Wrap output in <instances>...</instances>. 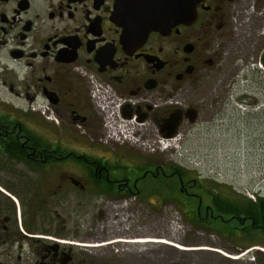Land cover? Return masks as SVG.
Here are the masks:
<instances>
[{"label": "flooded vegetation", "instance_id": "obj_1", "mask_svg": "<svg viewBox=\"0 0 264 264\" xmlns=\"http://www.w3.org/2000/svg\"><path fill=\"white\" fill-rule=\"evenodd\" d=\"M174 1L124 0L127 21L138 23L124 43L126 31L113 20L119 0H0V264H105L102 236L97 227L85 229L78 208H123L132 199L157 201L158 213L185 212L224 240L231 232L248 241L244 249L263 248L261 230L250 241L246 221L226 224L216 199L231 195L221 187L96 142L104 118L92 95L100 87L114 101L131 103L134 135L150 148L168 134L217 123L232 101L244 114L260 105L264 37L238 36L264 24L253 16L264 11V0H203L195 17L194 7ZM173 11L187 13V20L159 30L144 23L168 20ZM247 41L258 52L250 77L229 74L228 63L245 57L237 44Z\"/></svg>", "mask_w": 264, "mask_h": 264}, {"label": "rangeland", "instance_id": "obj_2", "mask_svg": "<svg viewBox=\"0 0 264 264\" xmlns=\"http://www.w3.org/2000/svg\"><path fill=\"white\" fill-rule=\"evenodd\" d=\"M235 15L232 23L236 26L239 20ZM253 16L263 19L264 11L256 10ZM258 25L257 30L248 29L238 37L255 38L257 34L264 37V24ZM253 43L237 44V55L245 53V57L228 63L229 74L239 71L240 76L250 77L251 67L255 65L252 55L258 54ZM260 46L264 48V40L260 41ZM246 65L247 72L244 71ZM261 95L260 105L250 114L239 111L232 101L217 123L177 133L181 135L178 148L161 151L156 147L154 150L135 136L132 142L126 141L120 146L139 152L145 160H159L162 164L182 168L192 177H200L208 186L221 187L225 195L237 193L255 202L257 194L264 196V106L259 109L264 104V94ZM99 124L102 125L101 121ZM127 202L123 208L119 203H109L106 209L98 203L78 208V213L85 215V229L91 231L97 227L102 236L100 245L105 249V264H264L259 260L264 255L262 247L244 249L248 245L244 239L224 240L217 230H212L213 226L196 227L185 212L172 207L155 212L152 208L157 201L152 199L147 206L134 199ZM208 202L205 201L204 206ZM127 209V214L120 212ZM257 240L253 245L259 243Z\"/></svg>", "mask_w": 264, "mask_h": 264}, {"label": "built area", "instance_id": "obj_3", "mask_svg": "<svg viewBox=\"0 0 264 264\" xmlns=\"http://www.w3.org/2000/svg\"><path fill=\"white\" fill-rule=\"evenodd\" d=\"M259 68H262L259 65ZM100 90V91H99ZM93 100L96 102L98 112L103 115L104 134L98 140L101 145L109 146L114 144L123 145L126 141H131L135 134V121L133 119H126L123 117L124 109L130 106V102L114 101L112 92L109 89H101V87L93 92ZM52 120L51 117H48ZM119 120V126L116 121ZM94 141L93 139L91 142ZM181 141V136L173 139L159 140L156 147H160L161 151H167L170 147H177ZM168 145V146H167ZM156 147L153 149L155 150Z\"/></svg>", "mask_w": 264, "mask_h": 264}, {"label": "trees", "instance_id": "obj_4", "mask_svg": "<svg viewBox=\"0 0 264 264\" xmlns=\"http://www.w3.org/2000/svg\"><path fill=\"white\" fill-rule=\"evenodd\" d=\"M182 170L183 172H187L184 169ZM212 187L216 189L219 186L212 185ZM216 203H218L216 208H218V211L223 216L222 218L227 220L226 224H236L234 220L237 218L240 222L246 221L247 224L251 226L250 230L246 232V236L244 235L245 239L250 241L255 239L257 236V230H261L260 236L264 239V199L258 198V200L253 202L245 196L233 193L230 198H224L219 195L216 199ZM225 229H229V227H226ZM229 235L231 240H237L231 232H229ZM260 244L263 245L264 248V240ZM259 260L260 262H264V255H262V259Z\"/></svg>", "mask_w": 264, "mask_h": 264}, {"label": "water", "instance_id": "obj_5", "mask_svg": "<svg viewBox=\"0 0 264 264\" xmlns=\"http://www.w3.org/2000/svg\"><path fill=\"white\" fill-rule=\"evenodd\" d=\"M201 1L203 0H178L177 2L174 1L172 2V5H177V6H182V5H185V6H191V7H194V17L196 16V5L198 3H200ZM127 7H125V2L124 0H119L118 4H117V7H116V11L113 15V20L116 22L117 25L121 26L122 28L125 29L126 32H124V35H123V42L124 43H127L126 41L128 40V29H129V26L130 25H136L138 23L134 22V21H127V12L128 10L126 9ZM187 16L188 14L187 13H180L179 11H173L172 14H171V17L166 20V19H163V20H155V21H150V22H144L145 24H148V26L150 27V30L151 28H153V30H159L162 28V26L167 22V21H174L175 23H179V24H182L183 21H186L187 20ZM141 23H139L140 25ZM149 32V31H148ZM147 37V33H145L144 35V38ZM128 118H132V116L130 115H126ZM176 135V133H172V134H168V138H173L174 136Z\"/></svg>", "mask_w": 264, "mask_h": 264}, {"label": "bare ground", "instance_id": "obj_6", "mask_svg": "<svg viewBox=\"0 0 264 264\" xmlns=\"http://www.w3.org/2000/svg\"><path fill=\"white\" fill-rule=\"evenodd\" d=\"M132 142V141H131ZM253 251V250H252ZM249 252H251V251H249Z\"/></svg>", "mask_w": 264, "mask_h": 264}]
</instances>
